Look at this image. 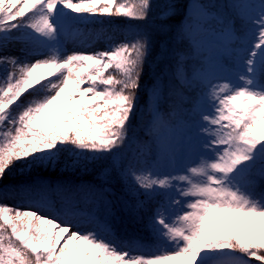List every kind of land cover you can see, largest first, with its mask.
<instances>
[{
    "label": "snow or ice",
    "instance_id": "snow-or-ice-1",
    "mask_svg": "<svg viewBox=\"0 0 264 264\" xmlns=\"http://www.w3.org/2000/svg\"><path fill=\"white\" fill-rule=\"evenodd\" d=\"M176 260L264 264V0H0V264Z\"/></svg>",
    "mask_w": 264,
    "mask_h": 264
},
{
    "label": "rangeland",
    "instance_id": "rangeland-1",
    "mask_svg": "<svg viewBox=\"0 0 264 264\" xmlns=\"http://www.w3.org/2000/svg\"><path fill=\"white\" fill-rule=\"evenodd\" d=\"M110 36L114 37L115 39L123 38L120 31L113 29L112 26L108 23L81 25L79 26V31L75 32V34L66 43V48L69 51L102 50L108 46V38ZM83 45H88V47H84ZM28 199L29 197L25 194L16 193L12 198L8 200V202L17 203L18 201H27ZM225 226L232 228L234 227V222L232 220H229ZM171 264H182V261L176 260L171 262Z\"/></svg>",
    "mask_w": 264,
    "mask_h": 264
},
{
    "label": "trees",
    "instance_id": "trees-1",
    "mask_svg": "<svg viewBox=\"0 0 264 264\" xmlns=\"http://www.w3.org/2000/svg\"><path fill=\"white\" fill-rule=\"evenodd\" d=\"M182 2H187V0H182ZM108 19V18H105ZM112 19V23L110 24L114 29H117L121 32V34L123 33V31L126 30L127 25L129 23H133V24H138L140 25L142 28H144L145 30H147L150 25L146 24V22H142V21H127L124 20L123 18H111ZM180 24V20L179 18L175 19L173 21V27L174 28H178ZM97 26V25H95ZM139 123V121H138ZM139 138L142 140L145 138L144 133L142 131H139ZM68 161L67 156L61 157L59 164L57 166V169L55 170L54 176L52 178L53 182H55V177L59 176V177H67V176H72L73 174L71 172H66L64 171V165L65 163ZM49 171H51V169H49ZM32 175V172H28V173H23L20 174L16 179L19 181H22L24 178H26L27 176ZM90 177L85 174L83 175V179L85 181H87ZM54 195V194H51ZM239 223L243 224L244 221H240ZM117 236L124 239V240H132L133 238H136L138 240V242L140 244H144V243H148L150 242L147 236V232L145 229H143L140 225H135V224H131L128 223L126 225H120L117 229Z\"/></svg>",
    "mask_w": 264,
    "mask_h": 264
}]
</instances>
